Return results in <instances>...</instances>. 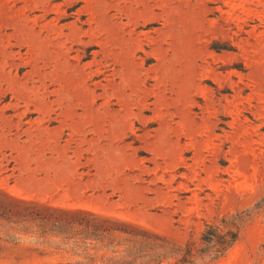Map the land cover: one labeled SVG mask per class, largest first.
Returning <instances> with one entry per match:
<instances>
[{
  "label": "rangeland",
  "instance_id": "1",
  "mask_svg": "<svg viewBox=\"0 0 264 264\" xmlns=\"http://www.w3.org/2000/svg\"><path fill=\"white\" fill-rule=\"evenodd\" d=\"M0 264H264V0H0Z\"/></svg>",
  "mask_w": 264,
  "mask_h": 264
},
{
  "label": "trees",
  "instance_id": "2",
  "mask_svg": "<svg viewBox=\"0 0 264 264\" xmlns=\"http://www.w3.org/2000/svg\"><path fill=\"white\" fill-rule=\"evenodd\" d=\"M246 219V216L239 212L207 222L201 236L200 255L210 260L223 256L239 240Z\"/></svg>",
  "mask_w": 264,
  "mask_h": 264
}]
</instances>
